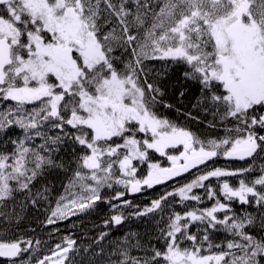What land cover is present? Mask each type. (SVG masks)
<instances>
[{
  "label": "snow or ice",
  "instance_id": "6c2138e0",
  "mask_svg": "<svg viewBox=\"0 0 264 264\" xmlns=\"http://www.w3.org/2000/svg\"><path fill=\"white\" fill-rule=\"evenodd\" d=\"M192 89L196 115L185 111ZM0 102H9L0 137L14 126L25 130L23 140L8 141L13 150L0 151L5 225L22 219L15 207L3 210L17 197L22 211L43 210L48 226L97 202L115 212L105 226L133 217L146 224L109 251L98 242L78 248L65 237L42 254L40 240L0 236V257L11 264H77L80 252H90L87 264H264V165L236 186L227 178L250 175L254 166H208L220 157L254 162L264 153V0H0ZM161 108L197 123L210 116L207 127L219 125L224 135H201ZM150 151L170 165L153 162ZM193 169L190 181L142 209L125 198ZM61 170L72 178L54 196L40 182ZM105 189L115 195L104 197ZM169 198L214 203L178 212ZM233 201L253 211L237 214ZM213 231L231 239L214 245Z\"/></svg>",
  "mask_w": 264,
  "mask_h": 264
},
{
  "label": "trees",
  "instance_id": "16d2710c",
  "mask_svg": "<svg viewBox=\"0 0 264 264\" xmlns=\"http://www.w3.org/2000/svg\"><path fill=\"white\" fill-rule=\"evenodd\" d=\"M199 93L195 90L192 89L189 94L187 95L185 99V111L192 110V105L196 102V96ZM174 102V101H170ZM14 104V102H12ZM9 106V102H0V112H3L6 110V108ZM29 110H31L32 106H27ZM161 111L164 112L166 115H168L170 118L173 120H177L178 123L184 125L186 124L188 127H190L193 131H197L201 135H206V136H223L224 131L221 126H217L216 129H211L207 127L206 121L211 119V117H204L201 116L200 119L204 120L205 123H197L195 121H185L183 117L177 116L176 113L165 110L161 108ZM193 111V115H196L197 113ZM259 131V130H258ZM54 131H50L49 135H54ZM264 134V133H261ZM25 138V130L20 128L19 126H14L11 128L6 136L0 137V151H11L13 150V145L9 143V140H23ZM33 144H40L42 143V140L37 137L32 141ZM150 153L154 156L155 152L150 151ZM59 156L67 159L68 156H66L63 152L59 153ZM258 162L255 160L254 162L250 159L247 163L249 166H254ZM227 163H232L233 165H243L245 163H236V162H229L225 158L220 157L215 160L214 163H211L212 166H225ZM72 178V173L69 171L67 174H65L62 170L56 172L52 176L46 177L44 180H42L40 183L41 184H51L53 187V195L54 196H59L60 194L64 193V187L68 184L69 180ZM39 187V185H37ZM113 188L117 191L116 185L113 186ZM73 191H78V189H73ZM104 197L110 199L115 195V192L113 189H105L103 191ZM151 195V194H150ZM161 194L158 192H155L154 195H151L147 198H143L141 194L138 195H127L125 198H128L132 201L134 205L140 206L142 209L145 205H148L151 200L156 199L160 196ZM22 197H17V200L14 203H10L9 205L6 206L4 211L11 212L12 208L15 207L16 212L22 217V219L19 222L18 226H13V225H5L4 221L0 219V225H3L0 227V236H2L5 239H13L17 238L20 235H23L25 239H32L33 241L35 240H40L46 241L49 238H54L57 239L61 236H65L68 234L77 233V228L75 226H72L70 223V220H64L62 222H59L55 226H48L43 223L45 220V213L43 210H36L31 207H27L25 210H21L20 208V202L22 201ZM147 201V202H146ZM113 203H116V201H113ZM214 203V200H209L208 205L205 202L204 204L201 205H186L182 204L180 206L181 212L189 209V208H204V207H209ZM234 207H235V212L239 211L240 208H248L246 209L247 211L253 210V207H249L248 205H243L241 206L238 202L233 201L232 202ZM107 203L100 202L99 207H97L94 211H92L89 214H86L82 217L81 221L79 224L81 225V228L83 229L82 231L85 233V237L90 236L94 237V241L96 240V243L99 241V236L101 233L107 232L108 235L105 237L103 241H99V245L105 248V251H109L112 246L115 245L116 242L121 241L124 236L129 233V232H136V233H143L146 228L145 221L138 219V218H131L127 221L124 222L123 225L121 226H115V225H110V226H105L104 221L106 219H109L111 215H114L115 212L106 207ZM196 206V207H195ZM174 210L179 211L177 207L179 206H173ZM125 214L129 213L132 211V209H123ZM168 213H165L167 215ZM5 227L8 229L5 231ZM53 228H58V231H53ZM112 229V230H111ZM98 232H97V231ZM195 227H193L192 231H195ZM51 233V235H50ZM96 237V239H95ZM228 239H231V236L226 234L223 231H213L210 233V241L216 245V244H223L226 242ZM159 247V245H157ZM134 255L138 253H133ZM204 254H210L207 251H205ZM5 260H0V264H5ZM87 264V263H85Z\"/></svg>",
  "mask_w": 264,
  "mask_h": 264
},
{
  "label": "rangeland",
  "instance_id": "374dc122",
  "mask_svg": "<svg viewBox=\"0 0 264 264\" xmlns=\"http://www.w3.org/2000/svg\"><path fill=\"white\" fill-rule=\"evenodd\" d=\"M150 156H151V159H152V161L153 162H156V161H158L157 159H156V157L155 156H153L151 153H150ZM255 160H257L258 162H255L256 164L254 165V167H255V171H253L250 175H245V176H236V177H228L227 179H228V181H229V183L231 184V185H233V186H236V185H238V181H239V179H241V178H243V179H245L246 181H249V180H252V179H254V178H256L258 175H260V170H259V166L260 165H264V153H261ZM249 160H247V161H245V162H242V163H245V164H243V165H233L232 163H227L225 166H220L221 168H225V169H228V170H235V169H239V168H247L246 166L248 165V162ZM160 163H161V161H159ZM237 163V162H236ZM162 165V164H161ZM211 167H217V166H211ZM210 167V168H211ZM145 166L144 165H140L139 166V172L140 173H144L145 172ZM190 181V180H189ZM211 183H212V185H213V187H216L217 186V184H218V182H217V180L215 179V178H211ZM220 183H222V180L220 181ZM258 187V190H259V186H257ZM116 188H117V191H122V190H124L123 189V186H121V185H116ZM195 191V190H194ZM126 199H128V198H126ZM128 200H130V199H128ZM178 199H174V198H171L170 199V204H172L173 206L175 205V204H177V206H179V211L178 212H181V210H180V206L182 205V204H184V203H177L176 201H177ZM186 204V203H185ZM201 204H204V202H202V203H198L197 205H201ZM99 205H100V202H97V204H96V206H95V209L97 208V207H99ZM171 205V206H172ZM186 205H190V206H194V205H196V203H192V204H186ZM208 205V204H207ZM108 204H106V207L108 208ZM196 207V206H195ZM210 207V206H209ZM254 207V206H253ZM197 208V207H196ZM232 208H233V210H235V207H234V205H233V203H232ZM246 209H248V208H246ZM245 209V207L244 208H240V210L239 211H237L236 213L237 214H240V213H242L243 211H245L246 210ZM253 209V208H252ZM92 211H94V210H91V211H87V212H84V213H78L77 215H75V216H70L68 219H66V220H70V223L72 224V226H75V228H77V233H73L74 235H70V234H68V235H65V236H61V237H59V238H57V239H54V238H49V239H47L46 241H42L41 242V245H40V249H41V253L42 254H48V252H49V249H51V248H53L54 247V245L56 244V243H60L62 240H63V238H65V237H68V238H71V239H74V240H76V242H77V247L78 248H81V247H87L88 245H92V247L93 248H96L97 247V243H96V240L94 241V237L93 236H90L91 234H89V236H87V238L85 237V233L82 231L83 229L81 228V225L79 224L81 221H79V220H81L82 219V217L84 216V215H86V214H89V213H91ZM176 211V210H175ZM251 211H253V210H251ZM251 211H249V212H251ZM112 230V229H111ZM97 231V230H96ZM98 232V231H97ZM95 239H96V237H95ZM98 243H99V241H98ZM184 246H188L187 244H185ZM36 247V245L35 244H33V248H35ZM98 250V249H97ZM90 255V252L89 253H84V252H80L78 255H77V257H76V260H77V264H79V261L83 258L84 259V261H85V263H87V258H88V256ZM5 264H11V261L10 260H8V261H6V263Z\"/></svg>",
  "mask_w": 264,
  "mask_h": 264
},
{
  "label": "flooded vegetation",
  "instance_id": "af4514ba",
  "mask_svg": "<svg viewBox=\"0 0 264 264\" xmlns=\"http://www.w3.org/2000/svg\"><path fill=\"white\" fill-rule=\"evenodd\" d=\"M169 153H170V154H175V153H173L171 150H169ZM155 155H156V156H155L156 159H157L158 161H161L162 166L167 167V166L170 165L171 162L168 161V160L166 159V157H161L159 153H155ZM153 156H154V155H153ZM211 163H212V162L209 163V165H208L209 167L212 166ZM217 167H220V166H217ZM205 170H206V169L204 168V166L200 167V171H201V172H203V171H205ZM196 173H197V170L191 172V174H187L186 176L180 177V178H178V179H176V180H173V181H171V182H169V183H166V184H164V185L156 186V187H153V188H151V189H148V188L144 187V188H142V190H141L139 193H136V194L128 193L127 195H133V196H135V195L141 194V196H142L143 198H146V200H147V198H148L149 196H151V195H154L155 192H158V193H160V194H163V193L166 192V191H171L174 187H177L179 184H183V183L188 182L189 180H191V179L194 177V175H195ZM205 183H208V182H205ZM195 191L198 192V193H199L200 195H202V196L204 195V192H203L202 189L195 190ZM150 194H151V195H150ZM127 195H126V196H127ZM148 199H149V198H148ZM170 199H171V198H169V204H170ZM176 199H178V198H176ZM146 202H147V201H146ZM203 202H204V203L206 202V203L208 204L209 200L205 199ZM183 203H184V204H185V203H186V204H192V203H196V204H198L197 202H183ZM170 205H172V204H170ZM175 206H177V204H175ZM171 208L174 209L173 205L171 206ZM177 209L179 210L178 207H177ZM193 232H194V231H193Z\"/></svg>",
  "mask_w": 264,
  "mask_h": 264
},
{
  "label": "water",
  "instance_id": "95a60500",
  "mask_svg": "<svg viewBox=\"0 0 264 264\" xmlns=\"http://www.w3.org/2000/svg\"><path fill=\"white\" fill-rule=\"evenodd\" d=\"M227 161H229V162H237V163H242V162H245V161H247V160H245V161H240V160H234V159H227V158H225ZM248 160H250V158L248 159ZM210 163V162H209ZM200 167H202V166H200ZM196 169H193L192 170V172L193 171H195ZM187 175V173L186 174H184L183 176H186ZM182 176V177H183ZM178 179V178H177ZM169 182H171V181H167V182H165V184L166 183H169ZM162 185H164V184H162ZM156 186H160V185H155L154 187H156ZM134 194H136V193H134ZM0 260H5V261H8L9 259L8 258H4V257H0Z\"/></svg>",
  "mask_w": 264,
  "mask_h": 264
}]
</instances>
